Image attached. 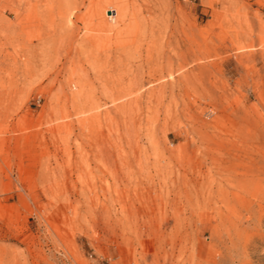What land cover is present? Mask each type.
I'll list each match as a JSON object with an SVG mask.
<instances>
[{
    "label": "rangeland",
    "instance_id": "1",
    "mask_svg": "<svg viewBox=\"0 0 264 264\" xmlns=\"http://www.w3.org/2000/svg\"><path fill=\"white\" fill-rule=\"evenodd\" d=\"M0 264H264V0H0Z\"/></svg>",
    "mask_w": 264,
    "mask_h": 264
}]
</instances>
